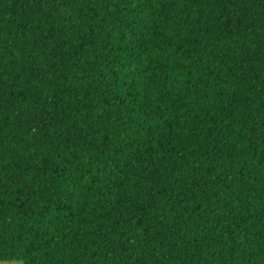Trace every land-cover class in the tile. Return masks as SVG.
Returning a JSON list of instances; mask_svg holds the SVG:
<instances>
[{"label": "trees", "instance_id": "obj_1", "mask_svg": "<svg viewBox=\"0 0 264 264\" xmlns=\"http://www.w3.org/2000/svg\"><path fill=\"white\" fill-rule=\"evenodd\" d=\"M0 262L264 264V0H0Z\"/></svg>", "mask_w": 264, "mask_h": 264}, {"label": "rangeland", "instance_id": "obj_2", "mask_svg": "<svg viewBox=\"0 0 264 264\" xmlns=\"http://www.w3.org/2000/svg\"><path fill=\"white\" fill-rule=\"evenodd\" d=\"M0 264H21L19 262H0Z\"/></svg>", "mask_w": 264, "mask_h": 264}]
</instances>
